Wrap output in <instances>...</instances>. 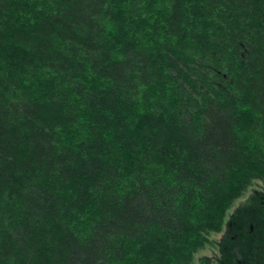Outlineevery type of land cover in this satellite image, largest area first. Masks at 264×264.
Listing matches in <instances>:
<instances>
[{
  "label": "trees",
  "instance_id": "trees-1",
  "mask_svg": "<svg viewBox=\"0 0 264 264\" xmlns=\"http://www.w3.org/2000/svg\"><path fill=\"white\" fill-rule=\"evenodd\" d=\"M254 180L264 0H0V264H193Z\"/></svg>",
  "mask_w": 264,
  "mask_h": 264
},
{
  "label": "rangeland",
  "instance_id": "rangeland-1",
  "mask_svg": "<svg viewBox=\"0 0 264 264\" xmlns=\"http://www.w3.org/2000/svg\"><path fill=\"white\" fill-rule=\"evenodd\" d=\"M258 196H262V198L256 204ZM234 214L236 216L232 233L234 232L237 238L233 240L229 239L230 243L227 244L230 248L233 247V249L238 247V251H235L242 254L245 264H262V254H260L259 249L264 245L263 180H254L234 200L226 212L224 227L221 231L209 235L210 242L197 252L193 264H218L219 243L231 232L228 229V224H231ZM239 259H241V256L238 254L236 259L234 251L229 250L227 253H224L223 260L227 264L228 261H230L229 264H233L234 262L235 264H241Z\"/></svg>",
  "mask_w": 264,
  "mask_h": 264
},
{
  "label": "flooded vegetation",
  "instance_id": "flooded-vegetation-1",
  "mask_svg": "<svg viewBox=\"0 0 264 264\" xmlns=\"http://www.w3.org/2000/svg\"><path fill=\"white\" fill-rule=\"evenodd\" d=\"M231 228H232V226H231V224H228V229L229 230H231ZM231 233V232H230ZM229 233V238L231 239V240H233L234 238H237V236H236V234H230ZM236 249V248H235ZM234 249V250H235ZM237 250V249H236ZM237 259V258H236ZM240 260V259H239Z\"/></svg>",
  "mask_w": 264,
  "mask_h": 264
}]
</instances>
